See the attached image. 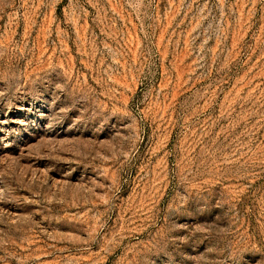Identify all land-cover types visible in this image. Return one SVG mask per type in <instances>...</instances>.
<instances>
[{
    "label": "rangeland",
    "instance_id": "374dc122",
    "mask_svg": "<svg viewBox=\"0 0 264 264\" xmlns=\"http://www.w3.org/2000/svg\"><path fill=\"white\" fill-rule=\"evenodd\" d=\"M0 264H264V0H0Z\"/></svg>",
    "mask_w": 264,
    "mask_h": 264
}]
</instances>
